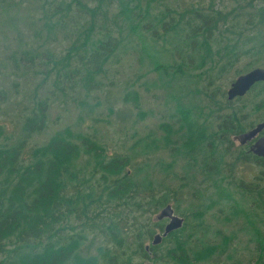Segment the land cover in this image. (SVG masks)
Segmentation results:
<instances>
[{
	"label": "trees",
	"instance_id": "1",
	"mask_svg": "<svg viewBox=\"0 0 264 264\" xmlns=\"http://www.w3.org/2000/svg\"><path fill=\"white\" fill-rule=\"evenodd\" d=\"M237 1L244 4L223 13L212 7L178 12L163 0H0V32L19 37L13 50L4 47L0 62L11 77H81L89 94L116 58L135 50L176 109L155 130L134 131L133 146L121 154L109 155L96 131L70 128L31 144L45 128L48 97L25 116L23 136L9 142L13 135L0 126V264H217L223 255L242 264L235 248L228 251L240 233L252 245L253 262L264 264V158L244 146L233 151L231 138L252 129L251 115L264 111V82L249 91L258 88L260 97L253 110L249 92L228 101L215 87L232 70L240 73L244 57L245 67L264 59V5ZM24 22L43 44L21 45ZM58 34L71 40L63 55L47 46ZM43 54L46 61H39ZM203 79L208 89L200 86ZM127 90L118 110L108 102L110 115L131 112L136 92ZM159 151L171 158L155 159ZM249 166L250 178L242 174ZM170 203L183 227L145 246L164 228L151 216ZM213 208L220 222L234 225L231 231L207 222Z\"/></svg>",
	"mask_w": 264,
	"mask_h": 264
},
{
	"label": "rangeland",
	"instance_id": "2",
	"mask_svg": "<svg viewBox=\"0 0 264 264\" xmlns=\"http://www.w3.org/2000/svg\"><path fill=\"white\" fill-rule=\"evenodd\" d=\"M163 3L178 12L190 9L191 7H202L205 10L212 7L213 10H221L223 13H231L239 4H244V2L237 0H163ZM157 4L158 3L154 4L156 9H161L162 7H159V5L157 6ZM256 4L263 6L264 0L257 1ZM29 14H34L36 18L41 17V13L38 11H33ZM38 22L42 24L39 20ZM27 24L24 22L18 26V33H20L19 35L22 40L21 45L31 41H35L37 44H43L41 36L38 38H33L31 36V31H29ZM5 34H8L6 40L4 39ZM9 38H12L13 43L9 41ZM56 39V42L48 41V50L55 55L65 54L67 47H69L71 43L70 38L63 34H58ZM17 40H19V37H17L16 33L0 32V62L5 58L4 47L8 45V49L13 50L15 47L14 45H18ZM42 49L44 48L42 47ZM7 52L9 53L8 50ZM139 55L140 53L138 51L126 49L119 58L114 60L111 66L107 67L105 77L97 78L99 83L97 87L93 86V90H91L89 94L81 85V77H72L71 80H66L64 77H11L8 70L3 69V65L0 64V126L4 127L8 135H13L10 136L9 142H13L17 137L24 135L21 132L22 123L25 116L34 108L35 101L38 98L48 97L49 107L46 109L45 128L30 137L29 142L31 144H44L56 132L70 128L74 133L80 131L90 136L96 131L95 139L101 137L102 143L107 147V153L109 155L114 152L120 154L127 152L133 146L134 139H132V135L134 131H138L139 134L142 135L151 130H155L157 124H159L161 120L169 121V114H173L175 109V102L168 99L166 90L158 86L159 81L157 80V74L149 71L150 66L147 62L143 64L139 62ZM40 59L43 60L39 61H46L45 55H41ZM247 62V57H244L243 61L238 64L239 67L236 69L239 70L240 73L232 70L219 81H216L215 87H219L226 94L231 83L238 76L254 68L264 69V59H261L257 64H253L251 67H245ZM40 83L41 86H38ZM206 85L207 80L203 79L200 86H204L208 89ZM127 87V91L133 90L136 92L135 103H129L131 112L128 111L122 114L125 115L124 119L122 115L118 118L116 113L110 115L108 104L110 103L114 110H118L122 94L124 95L125 93V91L123 93V90ZM211 88L212 84L209 90ZM257 90L258 88L245 96V99L249 102L250 110H253L254 105H257L260 99ZM195 104H199V102L195 101ZM237 104H239V102H233L232 105ZM123 110L126 111V108H123ZM258 113L259 114L256 115L252 114L250 117V119H254V125L264 121V111ZM203 118L204 116L199 119L201 120ZM1 140H4V136H2ZM238 147V143L234 142L232 150L234 151ZM153 157L155 159L165 158L167 160L171 158H169V152L164 151L155 153ZM251 168L250 166L245 167V170H242V174L244 173L250 178L251 174H253ZM241 169L242 167H240V170ZM180 172V174L183 172L181 167ZM173 185L176 184L173 182ZM170 205L173 207L172 203H170ZM181 207V211H187L186 204L183 203ZM216 212L217 209L213 208L207 214V222H209L214 229L220 228L226 233L231 231L234 225L228 222L227 224H223L222 222H225L224 220L220 222ZM158 213L152 215L151 220H156V215ZM175 214L181 217L179 212H175ZM148 215L144 218H147ZM162 222L164 227L168 220H163ZM155 233L161 234V230L156 229ZM144 244L145 246L151 245V239L145 241ZM232 248L236 249L235 256H237L236 258L239 259L242 264H255L253 259H251L252 245L250 244L247 246L246 237L243 236V234L240 233L239 237L237 236L236 244L228 250L230 253H232ZM164 251L165 250H162L161 252ZM215 260L217 264L230 263V259L226 258V255L217 257ZM140 261V259L134 258V262Z\"/></svg>",
	"mask_w": 264,
	"mask_h": 264
},
{
	"label": "water",
	"instance_id": "3",
	"mask_svg": "<svg viewBox=\"0 0 264 264\" xmlns=\"http://www.w3.org/2000/svg\"><path fill=\"white\" fill-rule=\"evenodd\" d=\"M264 82V69L254 68L245 74L238 76L226 91L228 101H233L236 98L244 97L256 84ZM264 130V122L256 124L252 129L235 135L232 137L233 142L238 143L239 146L244 145L255 140ZM249 151L260 158H264V135L260 136L251 145ZM157 221L168 220L163 228L161 234L154 235L151 245H159L163 238H166L170 233L181 229L184 225V219L175 214L173 207L168 204L164 206L156 215ZM148 246L146 247V250Z\"/></svg>",
	"mask_w": 264,
	"mask_h": 264
},
{
	"label": "flooded vegetation",
	"instance_id": "4",
	"mask_svg": "<svg viewBox=\"0 0 264 264\" xmlns=\"http://www.w3.org/2000/svg\"><path fill=\"white\" fill-rule=\"evenodd\" d=\"M262 135H264V130L262 131V133L259 134V136H258L257 138H259V137L262 136ZM257 138H256V139H257ZM256 139H255V140H256ZM255 140H253L252 142H250V143L244 145V147H247V149H248V151H249L251 145L255 142Z\"/></svg>",
	"mask_w": 264,
	"mask_h": 264
}]
</instances>
